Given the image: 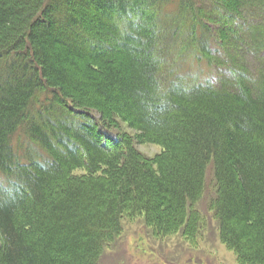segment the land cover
I'll return each instance as SVG.
<instances>
[{"label": "trees", "instance_id": "trees-1", "mask_svg": "<svg viewBox=\"0 0 264 264\" xmlns=\"http://www.w3.org/2000/svg\"><path fill=\"white\" fill-rule=\"evenodd\" d=\"M213 22L195 0H0V264H99L139 217L195 245L209 167L221 242L264 264V26Z\"/></svg>", "mask_w": 264, "mask_h": 264}, {"label": "rangeland", "instance_id": "rangeland-1", "mask_svg": "<svg viewBox=\"0 0 264 264\" xmlns=\"http://www.w3.org/2000/svg\"><path fill=\"white\" fill-rule=\"evenodd\" d=\"M195 1L213 18L214 22L210 25L215 29L214 31L220 30L224 22L228 29H233L237 25L244 26L247 22L252 24L262 22L264 26V8L255 11L261 17L255 18L252 14L247 15L245 13L246 16L243 18L228 21L225 11L217 6L216 0ZM237 50L243 51L239 47ZM261 57H264V53ZM247 64L251 67L256 66V62L252 58H248ZM218 76L219 70H215L212 75L215 85H219ZM121 130L130 134L133 133L125 125H122ZM108 134L114 135L115 131L113 130ZM13 142L17 149H21L24 156L30 157L35 154L44 156L40 147L29 141L22 132L14 136ZM137 148L149 157H154L161 151L160 146L156 144H139ZM215 196L214 173L209 167L206 174L204 197L198 204V209L207 217L208 225L195 245L186 241L181 234L166 238L155 237L146 228L143 219L139 217L124 222L123 234L105 250L99 264H240L237 255L221 242L216 229V221L213 214L208 210V205Z\"/></svg>", "mask_w": 264, "mask_h": 264}]
</instances>
